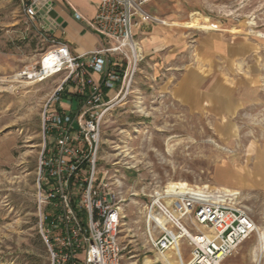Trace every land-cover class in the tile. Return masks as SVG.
Returning <instances> with one entry per match:
<instances>
[{
	"label": "rangeland",
	"instance_id": "rangeland-1",
	"mask_svg": "<svg viewBox=\"0 0 264 264\" xmlns=\"http://www.w3.org/2000/svg\"><path fill=\"white\" fill-rule=\"evenodd\" d=\"M25 1L0 0V264H48L37 166L42 112L63 76L25 77L50 46L26 20ZM144 10L157 23L137 32L139 62L104 116L98 155L119 192L123 264H163L144 211L169 182L237 192L226 205L264 233V0H148ZM204 21L209 31L198 28ZM262 250L254 234L223 264H264ZM181 251L186 258L185 242Z\"/></svg>",
	"mask_w": 264,
	"mask_h": 264
},
{
	"label": "built area",
	"instance_id": "built-area-1",
	"mask_svg": "<svg viewBox=\"0 0 264 264\" xmlns=\"http://www.w3.org/2000/svg\"><path fill=\"white\" fill-rule=\"evenodd\" d=\"M46 2L25 1L23 14L29 23L40 18L53 25ZM147 2L99 0L89 29L101 45L84 55H73L66 45L47 37L49 28L38 31L50 46L29 71L31 77H25L43 82L63 76L42 112L43 144L37 166L36 228L48 264H123L119 192L105 180L106 172L99 173L98 155L104 116L139 62L137 32L157 23L144 10ZM90 72L101 75L100 81H87ZM69 82L77 85L75 110L61 109L57 97ZM116 90L106 100L107 93ZM167 199H173L171 205ZM144 223L154 252L164 255L176 249L178 264H223L257 234L255 223L244 213L196 194H149ZM182 242L188 249L186 258Z\"/></svg>",
	"mask_w": 264,
	"mask_h": 264
},
{
	"label": "crops",
	"instance_id": "crops-1",
	"mask_svg": "<svg viewBox=\"0 0 264 264\" xmlns=\"http://www.w3.org/2000/svg\"><path fill=\"white\" fill-rule=\"evenodd\" d=\"M98 4L99 0H49L45 3V11H48V17L52 20L53 25L47 19L41 20L39 18L33 23V26L37 31L41 27H44L45 30L49 28L47 37L56 43L66 45L73 55L87 54L98 49L101 45L99 37L89 29V25L96 15ZM76 16H79L80 19H77ZM138 53H140L139 50ZM211 57L213 58V51H210ZM100 79L101 75L91 72L86 77L87 81L98 82ZM76 88L75 83L65 84L64 93L60 100L61 109L75 110L77 108ZM106 96L107 98L114 96L113 91L108 92ZM174 250L168 252L167 259Z\"/></svg>",
	"mask_w": 264,
	"mask_h": 264
},
{
	"label": "bare ground",
	"instance_id": "bare-ground-1",
	"mask_svg": "<svg viewBox=\"0 0 264 264\" xmlns=\"http://www.w3.org/2000/svg\"><path fill=\"white\" fill-rule=\"evenodd\" d=\"M198 28L202 31H209V25L207 24L206 21L199 24ZM138 50L141 51L140 48H137V51ZM31 74H32V72H29L27 75L29 77H31ZM162 192H164L165 194H168V195H173V196L186 195V194H196V195H199L202 197L209 198L210 200H212L215 203L229 204L232 207L235 203L234 201L236 200V198L238 196L237 192H234V191L227 189V188H224V187L223 188H221V187L220 188H218V187L217 188H211L208 185L191 186L190 184H187L185 182H169L166 184V186L164 187ZM172 201H173V199H167L166 200L167 205H171ZM158 221L161 224H163L162 219L159 218ZM257 239H258V244L264 250V233L261 232V230H257ZM257 251H258V246L256 247L255 250L252 251L253 252L252 253L253 260L256 259ZM168 252L165 253L164 255H155L156 262H160L163 264H170L168 259H167Z\"/></svg>",
	"mask_w": 264,
	"mask_h": 264
},
{
	"label": "trees",
	"instance_id": "trees-1",
	"mask_svg": "<svg viewBox=\"0 0 264 264\" xmlns=\"http://www.w3.org/2000/svg\"><path fill=\"white\" fill-rule=\"evenodd\" d=\"M107 92V91H106Z\"/></svg>",
	"mask_w": 264,
	"mask_h": 264
}]
</instances>
